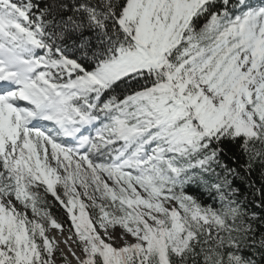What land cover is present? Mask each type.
Returning <instances> with one entry per match:
<instances>
[{
  "label": "snow or ice",
  "instance_id": "obj_1",
  "mask_svg": "<svg viewBox=\"0 0 264 264\" xmlns=\"http://www.w3.org/2000/svg\"><path fill=\"white\" fill-rule=\"evenodd\" d=\"M0 264H264V0H0Z\"/></svg>",
  "mask_w": 264,
  "mask_h": 264
}]
</instances>
